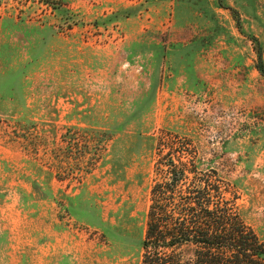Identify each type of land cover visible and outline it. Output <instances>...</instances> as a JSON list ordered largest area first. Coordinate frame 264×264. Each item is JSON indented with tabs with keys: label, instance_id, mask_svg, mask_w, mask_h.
<instances>
[{
	"label": "rangeland",
	"instance_id": "obj_1",
	"mask_svg": "<svg viewBox=\"0 0 264 264\" xmlns=\"http://www.w3.org/2000/svg\"><path fill=\"white\" fill-rule=\"evenodd\" d=\"M252 36L264 0H0V264H142L171 158L264 240Z\"/></svg>",
	"mask_w": 264,
	"mask_h": 264
},
{
	"label": "trees",
	"instance_id": "obj_2",
	"mask_svg": "<svg viewBox=\"0 0 264 264\" xmlns=\"http://www.w3.org/2000/svg\"><path fill=\"white\" fill-rule=\"evenodd\" d=\"M257 69L264 76L258 38ZM171 155V154H170ZM142 264H264V240L239 213L219 177L193 176L188 163L159 161Z\"/></svg>",
	"mask_w": 264,
	"mask_h": 264
}]
</instances>
